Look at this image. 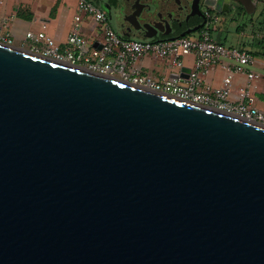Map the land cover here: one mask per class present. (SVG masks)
<instances>
[{
    "label": "water",
    "instance_id": "1",
    "mask_svg": "<svg viewBox=\"0 0 264 264\" xmlns=\"http://www.w3.org/2000/svg\"><path fill=\"white\" fill-rule=\"evenodd\" d=\"M0 264H264V128L0 42Z\"/></svg>",
    "mask_w": 264,
    "mask_h": 264
},
{
    "label": "built area",
    "instance_id": "2",
    "mask_svg": "<svg viewBox=\"0 0 264 264\" xmlns=\"http://www.w3.org/2000/svg\"><path fill=\"white\" fill-rule=\"evenodd\" d=\"M77 7L97 24L98 33L95 32L90 41L82 29V17L77 14L62 46L43 32H26L25 40L44 43L42 49L33 47L30 51L179 101L221 111L264 128V111L256 106L258 83L264 76L248 68L256 65L257 60L246 50L227 47L220 42L214 35L216 28L212 22L195 36L172 41L128 40L114 31L105 13L90 0H77ZM5 24L6 19L0 15V27ZM0 42L12 45L9 36L1 33ZM94 43L101 48L94 47ZM146 55L167 61L170 74L155 77L143 72L140 59ZM189 56L191 65L186 67L184 60ZM261 65L264 66V58ZM215 67L220 68L223 75L219 84L212 86L206 83L205 75ZM183 68L189 72H183ZM236 74L246 79L238 97L232 94Z\"/></svg>",
    "mask_w": 264,
    "mask_h": 264
},
{
    "label": "flooded vegetation",
    "instance_id": "3",
    "mask_svg": "<svg viewBox=\"0 0 264 264\" xmlns=\"http://www.w3.org/2000/svg\"><path fill=\"white\" fill-rule=\"evenodd\" d=\"M123 39L154 42L197 35L212 22L264 26V0H90ZM218 38V37H217Z\"/></svg>",
    "mask_w": 264,
    "mask_h": 264
},
{
    "label": "crops",
    "instance_id": "4",
    "mask_svg": "<svg viewBox=\"0 0 264 264\" xmlns=\"http://www.w3.org/2000/svg\"><path fill=\"white\" fill-rule=\"evenodd\" d=\"M57 0H0V15L6 19L5 26L0 27V33L2 35H8L12 40V45L22 47L31 50L33 47L42 49L43 42H33L31 40H25V33L30 31L32 33L43 32L47 37L53 39L58 45H64L67 40V36L70 33L64 32L66 14L65 9L61 10V4L56 7ZM60 12L58 23L54 24L56 27L51 28L52 21L57 20V15ZM75 17V15H74ZM52 18V19H51ZM74 21V20H73ZM72 21V22H73ZM83 32L86 36L88 34L93 38L96 31L90 30L87 21L83 20ZM73 24H71V29ZM66 31V30H65ZM71 31V30H70ZM264 43V42H263ZM246 50V49H243ZM257 60L256 66H261V61L264 58V46L261 50L254 52L246 50ZM140 63L143 67V72L149 73L155 77H162L166 75L167 61L159 58L152 57L150 55L143 56L140 59ZM184 64L191 65V59L184 60ZM254 65L248 68L252 69ZM255 71L260 72L256 69ZM223 72L220 68L215 67L205 75V81L207 84L217 86ZM245 77L242 74H236L234 76V86L232 90L233 96H240L244 89ZM259 91L256 93V103L264 104V78L259 81Z\"/></svg>",
    "mask_w": 264,
    "mask_h": 264
},
{
    "label": "rangeland",
    "instance_id": "5",
    "mask_svg": "<svg viewBox=\"0 0 264 264\" xmlns=\"http://www.w3.org/2000/svg\"><path fill=\"white\" fill-rule=\"evenodd\" d=\"M17 1V0H16ZM61 4V10L65 9L66 14V21L65 22V28L64 32H70L71 30V24H73L74 15H80L82 17V20H86L89 29L96 31L98 33L97 24L94 20H89L87 17H85V14L83 12L78 11L77 7V0H57V3L55 4L56 7H59ZM60 16V12L57 15V20L52 21L51 28H55L56 26L54 24L58 23V18ZM52 19V18H51ZM66 30V31H65ZM215 37H218L220 42H222L227 47H235L238 49H246L250 50L255 53L257 50H261L264 46V26L260 27H253L250 26H222L217 29V31L214 33ZM195 36V35H194ZM87 40H91L92 37L88 34L86 36ZM29 50V49H28ZM191 57H187V60H190ZM260 70L262 74H264V66H256L252 67V70ZM152 73V72H148ZM166 74H170V70L167 69ZM256 106L264 111V104H257Z\"/></svg>",
    "mask_w": 264,
    "mask_h": 264
}]
</instances>
